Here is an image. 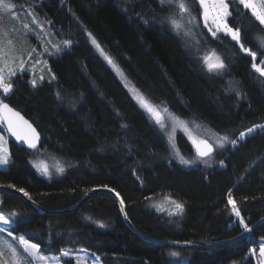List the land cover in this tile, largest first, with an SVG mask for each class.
I'll return each instance as SVG.
<instances>
[{"label":"trees","instance_id":"1","mask_svg":"<svg viewBox=\"0 0 264 264\" xmlns=\"http://www.w3.org/2000/svg\"><path fill=\"white\" fill-rule=\"evenodd\" d=\"M35 2L37 14L73 44L49 59L54 79L33 87L28 75H17L12 92L1 99L35 125L37 149L65 170L43 175L32 162L36 150L8 139L10 162L0 168V186L24 189L41 208L0 189V211L17 213L14 234L39 244L45 253L83 250L101 264H182V259L186 264H256L249 253L264 241V222L232 243L175 248L135 234L107 192L93 193L75 206L89 191L111 188L124 200L127 217L140 234L197 245L232 239L243 231L231 212L230 194L249 226L264 217V130L239 139L241 131L264 124V78L252 68V58L229 36L208 35L198 20L184 40L164 22L168 9L158 0ZM189 2L196 16L198 4ZM229 10L228 23L240 28L241 43L260 61L262 26L242 6V15L236 5ZM87 32L153 102L238 139L221 158L223 164L205 169L174 162L164 134L95 50ZM186 41H193V48ZM213 50L226 65L219 75L203 61ZM175 140L183 155H192L182 134ZM165 197L182 203L183 213L158 209Z\"/></svg>","mask_w":264,"mask_h":264},{"label":"snow or ice","instance_id":"2","mask_svg":"<svg viewBox=\"0 0 264 264\" xmlns=\"http://www.w3.org/2000/svg\"><path fill=\"white\" fill-rule=\"evenodd\" d=\"M198 2L199 7L203 9V21L204 26L208 28V31L211 33L213 38L219 39L218 34L223 33L225 36L231 37L233 41L236 42L243 52L249 55L252 60V68L258 72L261 76H264V67H258L255 63L256 52L251 51L248 48L244 47V44L241 43V31L239 27H232L228 23V18L233 15V12L229 10L230 4L236 5V11L238 14L242 15L241 6L243 10L250 12L251 16L260 26L261 30L264 31V0H192V3ZM161 8L168 9V15L165 17L164 22L167 23L171 29L176 32L178 35L183 32L184 35H190L191 29L186 28V25H191L196 20V16L192 14V4L189 0H158ZM16 5L5 0H0V12L11 13L15 10ZM127 10V9H125ZM32 17V21L35 24H39L37 20V15L35 12L28 13ZM139 16L140 14L137 13ZM17 19L16 16L12 17ZM145 24L149 23L147 19L140 17ZM186 18V19H185ZM50 23V21H47ZM210 22V23H209ZM3 23L2 18H0V24ZM24 29L29 30L25 33V36L31 32L28 24L23 25ZM15 31V29H13ZM34 34V33H33ZM87 36L90 39L91 44L103 57L105 62L112 67V69L117 72L122 78L127 80L123 70L119 67L115 59L106 52L105 48L96 40L91 32H87ZM8 37V32L0 29V90L3 91L5 95H8L13 90L12 77L16 75L15 69L12 67L16 59H20V67H23L24 60L15 53V45L13 41L8 38L6 41L7 48L5 45V39ZM39 38V37H37ZM261 46H264V37H259ZM65 48H70L73 44V41L70 39L63 40L60 42ZM52 47L56 52L61 51L60 44H54ZM34 52L35 49H32ZM45 52H48V48H44ZM52 54V53H49ZM29 58H31V53H28ZM203 61L207 66L208 71L215 72L216 74H221L226 65L224 61L220 58L219 55L213 50L209 54H206L203 57ZM39 63V61H37ZM261 64L264 65V61H261ZM55 77H53L54 79ZM43 79V77H41ZM37 81L33 79L31 85L35 87ZM127 86V83H126ZM130 91L133 93L134 98L144 108L151 117L155 120V123L160 127L161 130H166L167 125L165 123V118L163 113H167L170 120L172 121L171 131L166 132L168 136L169 143L171 144L172 149L175 152V156L179 159V162L185 166H192L198 161L203 162L205 165H209V159L211 158L214 152V145L209 143L208 139L201 138L193 134L192 128L189 127V124H192L194 128L200 129L201 125L196 123L193 119L192 121H185L180 119L178 116L170 113L167 107L162 105L155 104L150 97L142 93L139 89L132 86ZM57 99H62L59 92H57ZM75 105L73 104V107ZM7 125V131L11 133L12 136H15L17 140L23 141L31 149L38 150L37 145L40 141V133L36 130L35 127L28 120H26L19 111L10 107L9 104L5 103L3 99H0V125ZM126 127V125H122ZM179 126L189 137L192 144L196 150V156L191 159H186L176 148L174 143V135L176 127ZM256 129L264 130V124L253 125L252 127L247 128V131H241L239 133V139L243 140L247 135L252 134ZM216 137L215 147L224 148L226 145L230 144L235 147L238 143V139L231 138L227 133L220 135L219 133H213ZM10 162V154L7 148V139L5 136L0 135V166L7 165ZM223 164V160L220 161ZM34 167L37 168L43 175H50L49 166L45 163L44 160H39L34 162ZM56 171L59 173L64 172V167L59 164L55 165ZM25 196H28V193L24 189H19ZM114 191V190H111ZM119 193H116V196L119 197ZM31 199V197H28ZM166 200H169L171 204L175 206V211H170L169 215H179L183 213L184 205L176 200L171 199V197H165ZM228 203L231 205V212L238 218L237 223L239 226H242L244 233H250L252 229L249 227L250 222H245L244 217L241 215V211L237 207L232 196L229 195ZM121 211H123L124 200L120 199ZM16 212H10L7 216L3 211H0V222L3 223V227H0V233H7L12 240L18 241V246L13 245L12 243L7 244V248L12 257V264H49V261L54 262V264H59V257H48L43 255L40 252V245L30 242L23 235L15 236L14 229L12 228V223L14 222L12 218L16 217ZM88 219H91L88 217ZM104 227L103 224L100 225ZM4 242H0V255H3V245ZM256 249H250V255H255ZM71 253L67 250H61V256L69 257ZM173 257H178L179 253L172 252L170 253ZM78 264H84L87 260V257H76ZM96 259H99L98 257ZM259 264H264V244L259 246Z\"/></svg>","mask_w":264,"mask_h":264},{"label":"rangeland","instance_id":"3","mask_svg":"<svg viewBox=\"0 0 264 264\" xmlns=\"http://www.w3.org/2000/svg\"><path fill=\"white\" fill-rule=\"evenodd\" d=\"M5 2H9V0H5ZM10 2L15 4L16 8L11 13L0 12V18H2V20H3V23L0 24V29H3L4 31L8 32V37L4 38L6 48H7L6 41L8 38H10L15 45V53L24 60V64H23L22 68L20 67V59L15 60V63H13L12 67L15 69L16 75L13 76L11 79L13 80L17 75H21V74L24 75L25 74V75H28L30 83L33 79H35L37 81L36 85L42 83L45 80L52 79L54 76H53V72L50 68L49 59L51 57L57 56L60 52L67 49L60 43L61 41L67 40V39L66 38L61 39L59 36H57V34L50 27V24L45 19H43L42 17H40L37 14V12L34 9L35 5H33L34 3H36L35 0H10ZM197 4H198V2H197ZM198 8H199V13L196 15L197 18L195 21L198 20L199 24L203 27L204 31L212 37L211 33L208 31V28H206L204 26L203 9H201L199 7V4H198ZM30 12L36 13L37 20L39 21L38 25L33 23L32 17L28 15V13H30ZM192 14H193V12H192ZM13 16H16L17 19H13L12 18ZM24 24H28L29 28L31 29V32H29V34L27 36H25V33L28 32L29 30L23 28ZM189 26L190 25H186V28H189ZM13 29H15V31H13ZM181 35H182L183 39L186 40L185 37H187V36L184 35L183 32L181 33ZM37 37H39V38H37ZM193 43H194L193 41H192V43L187 42V45L189 46V48L190 47L193 48ZM54 44H60V46H61L60 52L55 51V49L52 47V45H54ZM45 47L48 48V52L44 51ZM32 49H35V51L33 52ZM28 53H31V58H29ZM49 53H52V54H49ZM37 61H39V63H37ZM261 61H264V58L261 59L260 61H255V63L257 64L258 67H264V65L261 64ZM115 73L117 74V77L119 78L121 83L128 90V92L130 93L133 100L140 106V104L134 98L133 93L130 91V88L132 86H134L131 83V81L127 77H126L127 80L125 81V79L122 78L117 72H115ZM41 77H43V79H41ZM262 77L264 78V76H262ZM126 83H127V86H126ZM2 94H4V93L2 90H0V99L2 97ZM155 104H157V103H155ZM157 105H160V104H157ZM140 108L146 112V114L148 115L150 120L160 129V127L155 123V120L151 117V115L141 106H140ZM170 113H172V112H170ZM163 115L165 118V123L167 125V128H166V130H161V129L160 130L164 134V137L166 139V142L169 146V150L171 153V159L174 162H176L178 165H180L184 168H191V167H196V166L201 167L202 166L205 169H207L211 165L221 164L220 163L221 158L223 157L225 152L228 150V148L232 145L228 144L222 149L216 148L215 147L216 137L213 135V133H216V132L213 131L208 126L202 125L201 123L197 122L196 120H195L196 123L200 124L201 128L196 129V128H194V126L192 124H189V127L192 128V130H193V134L197 135L201 138L208 139L209 143H212L214 145V152L212 154V157L206 158V159H209V165L210 166L205 165L203 162H200V161H198L196 164H194L192 166H185V165L181 164L179 162V159L175 156V152L172 149L171 144L169 143V140H168V136L166 134V132L171 131L172 121L170 120L167 113H163ZM180 119H182V118H180ZM182 120L192 121L193 119H182ZM178 133L182 134L187 139V141L189 142L191 149H192V155L191 156L183 155L181 153L180 149L178 148L176 140H175L176 135ZM0 135L5 136V138L7 139V142H8V134L5 131L4 125H0ZM220 135H223V134H220ZM174 143L176 145V148L179 149L180 153L186 159H191V158H194L196 156V150H195L194 145L192 144L188 135L179 126H177L176 130H175ZM7 148H8V145H7ZM34 155L35 156L33 157V160H32L33 164H34V162H38L39 160H44L45 163H47L49 166L50 175L52 173H59L56 171V167H55V165L59 164L58 162H56L52 158H49V157L43 155V152L39 151V150H36ZM7 166H8V164L4 165V166H0V168L5 169V168H7ZM50 175H46V176H50ZM157 205H158L157 206L158 209H164V211H166L167 213H169L170 211H175V206L173 204H171V202L169 200H166L165 198L159 199V202ZM235 218H237V217L235 216ZM3 226H4L3 223L0 222V227H3ZM14 235L19 236L18 234H14ZM0 242H4L2 245L3 255H0V264H12V257L9 253L8 248H7V244L12 243L13 245L19 247L18 241L12 240V238L9 237L7 235V233H0ZM30 242H32V241H30ZM32 243H34V242H32ZM261 244H264V241L258 242V250L256 251V254L254 255V257L256 259V264H259V246ZM64 250L69 251L71 253V255L69 257H63V256H61V252L56 255V254H51V253H45V252L41 251V249H40V252L43 255L48 256V257H53V256L59 257L60 258L59 264H65V263L78 264L77 259H76L77 256L87 257V260L84 262V264H101L99 259H96L97 258L96 256L90 254L87 251L70 250V249H64ZM33 264H35V262H33ZM49 264H54V262L49 261Z\"/></svg>","mask_w":264,"mask_h":264},{"label":"water","instance_id":"4","mask_svg":"<svg viewBox=\"0 0 264 264\" xmlns=\"http://www.w3.org/2000/svg\"><path fill=\"white\" fill-rule=\"evenodd\" d=\"M7 103V102H5ZM8 104V103H7ZM10 106V105H9ZM11 107V106H10ZM13 108V107H12ZM15 109V108H14ZM16 110V109H15ZM18 111V110H17ZM20 114L29 121V123H31L33 125V127H35V125L27 118L25 117L21 112ZM5 131L8 134V139H12L14 142H16L19 146H22L24 148H26L27 150L33 151L34 149H31L27 146L26 143H24L23 141L17 140L15 136H12L11 133H9L7 131V125H4ZM36 128V127H35ZM36 130L38 131V129L36 128ZM39 132V131H38ZM40 141L38 142L37 148L39 147ZM0 189H5L8 190L16 195H18L20 198H22L27 204H29L32 208L34 209H41L32 199H29L28 196H25L22 192H20L19 190L13 189V188H8V187H3L0 186ZM113 189L111 188H100V189H95V190H91L88 193H86L79 201L78 203L75 205L76 207L80 204H82L89 196H91L93 193H96L98 191H103V192H107L110 195L113 196V198L115 199L117 205H118V210H119V214L121 216V219L124 221V223L138 236L142 237L145 240L148 241H152L154 243H158V244H162V245H166V246H171V247H175V248H180V247H200V248H211L217 244H228V243H232L235 241H238L240 239L245 238L249 233H244L243 235H241V232L239 235H237L236 237L232 238V239H228L225 241H221V242H216V243H212V244H203V245H197V244H192L189 242H182V241H172V240H160V239H154V238H150L147 236H144L142 234H140L137 230L134 229L133 225L130 223L124 205H123V211H121V204H120V196L117 197L116 196V191H111ZM72 208H69L68 210H72ZM43 210V209H42ZM64 211V210H63ZM264 222V217H262L261 219H259L258 221L254 222L253 224H251L249 227L253 230L255 227H257L259 224ZM182 264H186L187 260L186 259H182L181 260Z\"/></svg>","mask_w":264,"mask_h":264}]
</instances>
